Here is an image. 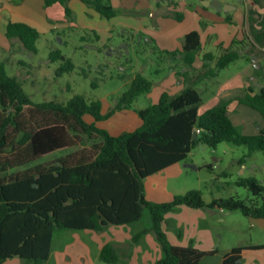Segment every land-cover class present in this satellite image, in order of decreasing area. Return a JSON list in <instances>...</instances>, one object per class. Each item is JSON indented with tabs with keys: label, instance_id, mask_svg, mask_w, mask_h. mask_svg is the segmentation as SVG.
Here are the masks:
<instances>
[{
	"label": "trees",
	"instance_id": "1",
	"mask_svg": "<svg viewBox=\"0 0 264 264\" xmlns=\"http://www.w3.org/2000/svg\"><path fill=\"white\" fill-rule=\"evenodd\" d=\"M69 1L43 0L45 8L63 5L66 15L71 14ZM79 1L106 19L116 15L110 4L112 0ZM250 1L254 5L260 2ZM247 21L248 43L233 41L217 57L205 53L201 69L192 74L188 70L179 71L184 88L175 95L164 92L156 104L135 110L142 124L117 136L97 127L96 123L118 111L132 109L139 96L151 91L153 82L141 73L134 75L128 88L113 98V107L102 114L100 100H88L82 95H74L66 103H33L22 82L7 75L5 63L0 62V264L15 257L29 264H45L56 232L99 233L109 226L132 225L141 220L145 212L150 224L135 235L133 242L148 232L154 233L161 253L155 264H198L215 251L203 252L191 244L186 247L171 244L164 231L168 213L185 206L240 211L246 218L264 219V185L251 177H240L234 183L247 189L252 196L248 200L232 196L206 202L198 190L175 195L164 203L150 202L144 197L147 177L184 161L191 149L200 144L211 148L221 143L246 146L248 155L243 156L239 164H244L245 158L254 151L264 152V131L243 135L228 111L231 104L246 106L258 112L264 121V86H250L244 94L221 99L210 110L198 114L202 99L197 85L216 77L243 56L251 62L256 48L264 45V19L253 7L248 9ZM5 37L19 40L32 53L37 51L39 32L27 24L8 22ZM152 50L162 56L155 48ZM200 51L199 34L192 31L183 38L180 50L162 53L172 60L179 58L182 67L192 70ZM48 60L63 62L58 75L74 70L71 60L59 50H51ZM255 76H259L257 71ZM30 106L34 109H30V117L25 120L24 109ZM85 116L94 121L87 123ZM195 131L198 136L193 139ZM81 137L89 148L79 140ZM77 144L82 148L55 161L31 164L37 158L73 149ZM261 248L264 246L232 248L221 264H239L245 249ZM99 258L110 264L119 261L110 243L101 248Z\"/></svg>",
	"mask_w": 264,
	"mask_h": 264
},
{
	"label": "rangeland",
	"instance_id": "2",
	"mask_svg": "<svg viewBox=\"0 0 264 264\" xmlns=\"http://www.w3.org/2000/svg\"><path fill=\"white\" fill-rule=\"evenodd\" d=\"M149 1H153V4H166L169 0H148L147 2ZM52 6L59 9L58 12H55L56 14L50 13L54 15V22L71 21L72 26L58 28L52 32H39L38 30L39 38L36 42V53L26 50L19 40L7 39L4 34V23H0V62L5 63L7 75L16 77L22 82L24 91L33 103L48 101L66 103L74 95H82L88 100H100L105 114L113 107L107 106V102L113 105V98L121 95L128 88L136 73H141L152 81L155 87L154 91H160L165 87L163 81L169 73L167 59L153 53L151 46L144 42L139 43V40L132 43L125 36H120L119 30L113 33L109 41H98L92 33L83 27L80 21L76 22L75 10L71 9V18V14H65L63 5ZM52 6L48 8H52ZM75 23L81 26L76 27ZM123 44L126 47H123ZM51 50H59L65 58L70 59L74 65V70L58 75V69L63 62L61 60L49 61L48 55ZM242 58L246 60L245 56ZM243 64L238 59L227 69L220 71L216 77L207 78L200 82L201 85L198 84L197 90L202 99L198 108L199 115L210 110L223 99L225 89L218 91L217 83L212 81L224 82L225 78L235 74ZM253 70L264 76V65H261L260 69L253 67ZM153 102L155 99L153 100L147 93L143 94L135 100L130 110L144 109L152 105ZM30 109H34V107L30 106L24 109L25 120L30 117ZM228 111L233 124L240 130L244 128L246 132L252 130L254 133L255 130H258L256 124L262 125L264 130V122H262V117L258 112L246 106H236L235 104H231ZM85 119L92 120L89 116H85ZM127 129H131V127ZM79 140L84 141L85 147L89 148L84 137ZM81 148L77 144L73 149H65L49 156L37 158L31 164L50 163L60 156ZM245 155H248L246 146L221 143L215 148H201L198 145L191 149L184 161L176 163L165 172L154 174L144 180V189L147 188L149 192L148 195L146 194L148 201L155 202L152 200L160 199L161 201L162 199L164 200L161 201L162 203L170 202L175 195H182L191 190L200 191L206 202H210L214 198L232 196L248 200L252 196L247 189L238 187L234 183L240 177H251L264 185V152H252L250 156L245 158L244 164L240 165L239 160ZM223 173H226L227 176H223ZM187 208H183L187 211L185 213L177 208L167 214L168 218L164 231L168 236L181 237L183 223H187L188 226L184 232L186 236L195 237L197 235L192 227V221H190L191 212H188L193 210ZM224 214L227 215L225 222L218 223L212 220L210 223L217 227L213 238L220 251H230L235 247L264 246L256 245L264 242V232H261L257 226L250 228L249 218L243 216L240 211L224 212ZM149 224L150 218L145 212L143 218L132 225L119 226L120 229L109 226L103 232L88 231V233L96 235L102 242L116 236L120 237L125 246L122 247L125 255L123 258L121 257L120 263L114 264H128L131 259L134 261L133 263L140 264L142 254H144L145 264H155V262H150L156 260L160 248L154 233L148 232L137 242H133L135 235ZM69 231L55 233L51 251L53 258L45 264H110L96 259V256L94 257L93 251L95 249H91L85 239L90 237L89 234H87L88 237L85 235L86 230ZM126 233L129 235V240H125ZM69 235L74 236L76 240L74 241ZM103 239L105 240L103 241ZM94 241L96 242L97 239ZM3 264L29 263L15 257L5 260Z\"/></svg>",
	"mask_w": 264,
	"mask_h": 264
},
{
	"label": "crops",
	"instance_id": "3",
	"mask_svg": "<svg viewBox=\"0 0 264 264\" xmlns=\"http://www.w3.org/2000/svg\"><path fill=\"white\" fill-rule=\"evenodd\" d=\"M147 1L148 0H112L110 4L112 8L117 11V14L110 19L102 17L93 8L86 7L79 0L69 1L68 8L71 11V18L72 10H75L76 22L80 21L83 27L95 36L96 40L109 41L113 33L119 30V35L122 37L125 36L128 41L132 43L137 42L136 40H139V43L144 42L145 44L151 46V48H155L159 53H161V57L163 59H167L166 62L168 65L167 67L169 68V73H167L166 78L163 81L165 87L160 91H154L155 87L153 86L151 91L147 93L153 100L155 99L153 104L158 102L161 94L164 92L170 95L178 94L184 88L183 80L178 75V72H185L188 70V72L192 74L193 72L201 69L203 64L202 57L205 53H211L214 57H217L224 50L228 49L233 41H244L248 43L247 16L249 8L253 7L260 17L264 19V0H260L257 5L252 4L250 0H219L221 5H226L228 7L226 10H223L222 7H212L210 4L212 0H167L168 2L166 4H153V1ZM56 11L58 12L59 9L53 6L52 8H45L43 0H0V23L3 22L4 27H6L8 22L24 23L35 28L37 31L39 30V32H52L58 28H67L72 26L70 24L72 23L71 21L64 20L62 22L55 23L53 14H56ZM50 13L53 14L51 15ZM77 24L78 23H75L76 27L81 26ZM192 31H196L199 34L201 51L197 55L193 69L189 70L182 67L179 58L172 60L162 52L180 50L182 48L183 38L186 34ZM122 46L126 47L124 44ZM247 47L245 49H247ZM255 56L260 64L264 65V45L256 48ZM239 60H241L244 64L237 69L238 71L235 74L225 78V81L221 83H218L217 80L212 81L217 83L218 91L225 89V93H223L222 96L223 99L242 95L250 86H264V76L259 74L258 77L255 76L252 62H248L242 57ZM213 65L214 62H211V66ZM201 84L202 83L199 85ZM107 106L113 105L107 102ZM102 114H104L103 109ZM93 121V118L90 121L86 120L89 124ZM262 122H264L263 119ZM141 124L142 121L135 110H121L114 113V115L107 120L96 123V126L107 130L112 136H117L122 132H131L138 128ZM256 126L258 127V130H255L256 132L254 133L252 130L246 132L244 128L240 130L237 126L236 127L243 135H256L261 130L264 131L262 125L260 126L256 124ZM128 127H131V129H127ZM165 170L159 173L165 172ZM148 193L147 188L146 190L144 189V197L147 201L148 198L146 194L148 195ZM152 201L162 203L161 201L164 200L161 199L160 201V199H156ZM183 208L187 207H179L180 211L183 213L187 212ZM191 210L193 211H188L191 212L190 221H192V227L197 235L195 237L186 236L184 232L188 226L186 225L187 223H183L181 228L183 233L181 234V237L175 238L174 236H168L167 234L168 240L175 246L186 247L191 244L194 248L203 252L214 250L215 253L213 255L204 256L198 264H221L224 256L229 252V250L220 251L217 248L218 246L213 238V234L215 233L217 227L210 223H212V220L218 223L225 222L227 219V215L224 214L225 211L220 209ZM167 218L168 215L165 216V224L167 222ZM248 222L250 224V228L257 226L261 232H264V219H248ZM114 227L119 228V226ZM118 231L120 232V230ZM66 232L68 231H64V233ZM86 232L87 233L85 235L88 237L87 234H89L90 237L85 239L87 240V243H89L91 249H95V251H92L94 253V257L96 256V259L100 260L99 253L101 248L105 244L110 243L117 251L119 255V261L117 263H120L121 259L125 255V251L122 249V247L125 246L123 245L120 237L116 236L109 240L103 239V241H105L102 242L96 235L88 233V231ZM63 237L64 235L62 238ZM70 238H73L74 241L76 240L74 236H70ZM96 239L97 241L95 242L94 240ZM125 240H129V235L127 233ZM256 245H264V242ZM160 256L161 253L159 251L156 260H152L150 263H156ZM51 258H53L52 252L50 253L49 260ZM144 259V254H142L140 264H145ZM133 262L134 261L131 259L128 264H137ZM239 264H264V248L259 250H244Z\"/></svg>",
	"mask_w": 264,
	"mask_h": 264
},
{
	"label": "water",
	"instance_id": "4",
	"mask_svg": "<svg viewBox=\"0 0 264 264\" xmlns=\"http://www.w3.org/2000/svg\"><path fill=\"white\" fill-rule=\"evenodd\" d=\"M210 4H211L212 7H216V8L222 7L223 10H226L228 8L226 5H221L219 0H212ZM251 62H252L253 67H255L256 69H260L261 68V64H260V62L258 61L257 57L254 54L251 56ZM197 136H198L197 132L195 131L193 133V139H196ZM199 146L201 148H208L207 144H200Z\"/></svg>",
	"mask_w": 264,
	"mask_h": 264
}]
</instances>
